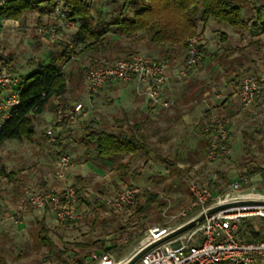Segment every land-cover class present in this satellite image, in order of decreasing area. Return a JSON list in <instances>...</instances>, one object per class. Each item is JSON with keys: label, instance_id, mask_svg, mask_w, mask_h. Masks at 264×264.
Masks as SVG:
<instances>
[{"label": "rangeland", "instance_id": "rangeland-1", "mask_svg": "<svg viewBox=\"0 0 264 264\" xmlns=\"http://www.w3.org/2000/svg\"><path fill=\"white\" fill-rule=\"evenodd\" d=\"M88 1L97 23L100 21L99 16L109 22L108 13L121 0ZM242 2L243 26L239 27L240 33L244 32L242 39L239 40L236 34L216 36L215 41H212L211 51L217 57L209 65L206 62L204 64L203 57L192 70L199 72L204 67L199 75L208 81H203L201 87H208L206 82H219L214 92L211 91V96L216 98V107L209 117L216 115L229 120L231 153L226 159L212 163L207 162L206 142L202 140L200 144L197 133L193 138L197 141L192 140L191 144L186 140L185 133L177 132L172 143L174 145L167 151H161L159 157H146L139 152L129 157L127 163L124 160L126 156L99 159L93 146L81 143L84 130L90 124L95 128L115 131L117 128L125 130L124 126L136 121L140 104L144 103L146 97L143 93L138 94L132 83H111L95 94H88L84 89V82L89 71L103 61L128 59L134 54L147 56L144 49L160 48L162 54L164 48L151 45L145 34L127 38L112 30L102 49L84 51L81 46L74 48V35L78 26L74 22L69 24L54 17L51 11L42 16L38 10L28 11L19 21L0 19V53L11 61L10 67L0 65V71L18 78L30 73L35 64L55 60L67 79L64 96L66 106L82 105L81 116L74 124L67 126L70 141L65 154L58 156L53 143L45 139L48 133H52L54 139L57 136L54 110H47L34 117L38 142L13 140L0 145V217H6L1 223L14 228L13 239L8 238L7 247L6 242L3 243L5 258L9 264H62V259L68 260L69 264H76L75 260L82 259L87 264L93 254L101 253H108L115 262L122 261L137 247L148 229H174L194 216L195 212L189 211L193 201L189 190L192 183L205 185L214 196H220L228 191L233 182L247 176L245 172L248 168H264V113L258 106L244 108L236 104L230 107L226 105L245 75H264V71H252L242 73L236 79V73L231 72L235 63L229 58L235 55V48L242 49L244 56L252 61V65L247 63L250 68L264 66V35L253 37L248 31L254 21L253 10L264 3V0ZM236 3L240 5L239 2ZM223 26L228 28L225 24ZM51 29L56 31L54 36L47 33ZM66 46L68 50H73L69 57L64 53ZM176 53L173 65L179 67L185 52L177 49ZM179 79L180 82L184 81L183 77ZM222 79L227 87H223ZM7 94L8 89H0V99ZM177 104L174 101L168 109L178 107ZM221 106L228 109V115L224 114ZM150 135L147 126V141ZM244 135L250 138L248 153L243 147ZM148 144L150 145L149 141ZM62 156H67L69 162L66 167L59 168L58 162ZM163 156L169 162H175L182 173L171 171V167L164 163ZM124 163L126 169L120 167ZM7 174H11L13 178L5 177ZM59 174L62 179L58 177ZM76 177L82 178L81 202L77 200L76 208L80 217L76 221L59 222L48 210L20 209L24 189L31 187L44 190V184L45 190L58 191L68 185L73 187ZM249 178V191L264 195V179L260 176ZM54 187L58 190L53 189ZM126 188L140 191L133 205L120 210L106 206L107 199ZM145 192L154 196L152 203L142 197ZM182 213L185 214L184 217L181 216ZM40 220L44 221L49 230L52 248L39 242L36 223ZM248 223L254 230L264 234V220L257 219ZM244 227L245 225L241 226V231ZM107 248L112 249L105 252ZM260 264H264V259H261Z\"/></svg>", "mask_w": 264, "mask_h": 264}, {"label": "built area", "instance_id": "built-area-1", "mask_svg": "<svg viewBox=\"0 0 264 264\" xmlns=\"http://www.w3.org/2000/svg\"><path fill=\"white\" fill-rule=\"evenodd\" d=\"M6 1L0 0V8ZM51 13L54 17L73 24L62 3L56 2ZM47 33L54 36L56 31L51 29ZM203 41L201 34H197L188 41L184 59L176 73L178 78L186 76L202 61ZM170 78L168 62L150 60L141 54H134L128 59L103 61L89 71L84 83L85 91L88 94H95L111 83H132L136 92L145 94L152 106L168 109L173 105V102L165 98L163 87ZM17 83L18 78H12L0 71V89H8L5 98L0 99L2 119H5L10 109L18 104V93L15 90ZM236 98L242 107L258 106L264 113V75H245L238 86ZM81 114V104H73L66 108L63 105H58L55 111V121L58 124L63 121L74 124ZM199 130L207 137L208 144L205 151L207 162H218L229 157L231 147L227 118L213 115L199 126ZM47 135L49 141L53 143L52 133ZM68 162L69 158L62 156L58 162L59 168L66 167ZM58 177L62 179L61 174ZM250 182L251 179L248 176H243L233 182L228 191L220 196H214L213 192L205 185L197 182L192 183L189 190L193 201L189 211H194L195 214L187 222L204 214L207 210L223 204L264 203L263 194L249 191L247 186ZM139 193L140 191L136 188H126L114 197L107 199L105 204L113 210H120L133 205ZM20 205L22 210L26 208L48 210L54 214L57 221L63 223L76 221L80 217L76 209L77 196L71 185L58 191L28 187L23 191ZM181 216L184 217L185 214L182 213ZM257 219L264 220V204L235 206L221 210L205 216L202 223L195 228L150 249L134 264H254L257 259H264V239L247 241L239 236V230L245 222ZM4 220L6 217H0V223ZM177 228L154 227L148 229L137 247L122 261L115 262L108 253H101L93 254L86 263L128 264L139 252L167 238Z\"/></svg>", "mask_w": 264, "mask_h": 264}, {"label": "trees", "instance_id": "trees-1", "mask_svg": "<svg viewBox=\"0 0 264 264\" xmlns=\"http://www.w3.org/2000/svg\"><path fill=\"white\" fill-rule=\"evenodd\" d=\"M56 2L63 4L68 12V18L78 26L74 35V48L81 46L84 51L102 49L106 37L111 34L112 30L127 38H137L145 34L151 45L164 48L162 60L166 62L176 59L177 49L185 52L188 41L197 34H201L199 25L207 20L232 28L243 26L242 9L240 5H237L236 0H121L108 13L109 22H105L99 16L100 21L97 23L93 18L92 6L88 0H7L0 8V19L19 21L26 12L32 10H38L42 16L47 11H51ZM251 27L253 36L264 34V3L254 9V21ZM64 53L69 57L73 50H68L66 46ZM202 53L204 54L203 49ZM0 65L11 66V61L1 53ZM33 68L27 75L18 77L15 87L18 93V104L10 109L5 119H2V115L0 116V145L13 140L32 142L36 135L34 117L47 110L56 111L60 104L67 107L64 102L67 79L55 60L35 64ZM238 78L239 76L236 75V79ZM224 111V114L228 115L227 110L224 109ZM67 126L66 121L61 124L55 121L54 124L57 136L52 146L58 156L65 154L68 149L70 130ZM45 139L49 141V136L46 135ZM243 139L244 150L248 153L250 138L244 135ZM81 143L93 146L97 157L104 160L116 156H133L139 152L149 157L153 151L140 131V127L125 130L117 128L111 131L95 128L90 124L84 130ZM163 161L171 167V171L177 174L182 173L175 162H169L167 159ZM245 175L260 176L264 179V168L250 167ZM5 177L13 178L11 174ZM81 185L82 178L76 177L73 187L79 202H81ZM42 189L45 190L44 184H42ZM142 197L148 203L153 202L154 196L148 192H145ZM243 225H245L244 230H239L241 238L247 241L264 239V234L254 230L248 222ZM36 227L39 242L52 248L53 243L48 237L49 230L44 221H38ZM111 249L107 248L104 251L109 252ZM61 255L64 256V254ZM75 262L84 264L82 259H77ZM256 263L260 264L261 259H257ZM0 264H7L1 256ZM62 264H69V261L62 259Z\"/></svg>", "mask_w": 264, "mask_h": 264}, {"label": "crops", "instance_id": "crops-1", "mask_svg": "<svg viewBox=\"0 0 264 264\" xmlns=\"http://www.w3.org/2000/svg\"><path fill=\"white\" fill-rule=\"evenodd\" d=\"M243 0H236V2H239L241 9H242V20H243V12H244V6H243ZM254 13V10H253ZM240 27V26H239ZM239 27H229L226 28L223 26L222 23H216L212 20H207L204 24L199 25V33L203 36V57H204V64H208L211 60H214L215 57H217L213 52L211 51V44L212 41L214 42L217 38L216 36H220L221 34L231 36L233 34L238 35L239 40L242 39V35L244 32L240 33ZM249 33L253 35V28L250 26L248 28ZM264 35V34H262ZM257 35H254L255 37ZM233 50L230 52L232 53ZM144 52L147 56L146 58L150 60H162L161 59V49L160 48H154L152 50H145ZM235 55L231 56L229 59L234 61V69L231 70L232 73H236L237 76H240L242 73H250L252 71H264V66L260 65L258 67L250 68L249 65H252V61H250L247 56H244V52H242V49L235 48L234 51ZM206 62V63H205ZM249 63V65H247ZM170 66V79L166 83V85L163 87V94L165 98L170 100L171 102L174 101L178 102L177 106L173 109H162L159 107L152 106L147 99H144V103L140 104L138 116L136 118V121L133 123H129V125H126V129L129 128H137L140 127V131L144 134L146 141V129L147 126L150 130V138L149 147L153 150L150 153V156H156L159 157V153L162 151H167L172 147L174 144V138L175 133L182 132L186 134V140L191 142L197 141L193 140L195 138V133L197 137L199 136V143L201 144L202 140H204L206 143L207 148V137L199 132V126L207 120V118L212 114V112H215L216 107V98L211 96L212 92L215 90V86L219 85V82L213 83V82H206L208 87H201V84L203 81H208V79H203L199 74L202 72L203 68L197 71H192L188 73L186 76H184V81H181L176 76L178 66H174L175 60L168 62ZM214 65V64H212ZM248 71V72H246ZM223 87H227L226 82L222 79ZM107 86V85H106ZM85 87V83H84ZM210 87V88H209ZM204 88V89H203ZM85 89V88H84ZM238 87H236L235 92L232 95V99H230L227 102V106L230 107L234 104L241 106L238 99L236 98V92ZM242 107V106H241ZM226 109L224 106H221V109ZM248 110V109H247ZM203 116L205 117L203 119ZM231 131V130H230ZM229 131V132H230ZM194 132V133H193ZM199 132V133H198ZM38 138V135H35L34 140L31 143H34V141ZM193 140V141H192ZM147 141V143H148ZM36 142H38L36 140ZM206 151V149H205ZM129 157H132L131 155L124 157L125 163L128 162ZM162 158H165L163 156ZM120 164L121 168L126 169V164ZM53 189H56L54 187ZM54 215V214H53ZM14 228L12 229L9 224L1 223L0 224V256L4 258L5 262L9 264L5 258V250L4 245L7 247L8 238L13 239V232ZM10 241V240H9ZM11 243H8L10 245Z\"/></svg>", "mask_w": 264, "mask_h": 264}, {"label": "water", "instance_id": "water-1", "mask_svg": "<svg viewBox=\"0 0 264 264\" xmlns=\"http://www.w3.org/2000/svg\"><path fill=\"white\" fill-rule=\"evenodd\" d=\"M264 203H258V202H240V203H230V204H223L220 206H216L214 208H211L209 210H207L204 214H200L197 218L183 224L182 226L178 227L177 229H175L167 238L156 242L154 244H152L151 246H148L147 248H145L144 250H142L141 252H139L136 256H134L131 261L128 264H134L135 262L138 261V259L147 251H149L150 249L156 247L157 245H159L160 243L167 241L171 238H174L182 233H185L193 228H195L197 225L201 224L202 221L204 220L205 216H209L212 215L214 213H217L221 210H225L231 207H235V206H243V205H263Z\"/></svg>", "mask_w": 264, "mask_h": 264}]
</instances>
